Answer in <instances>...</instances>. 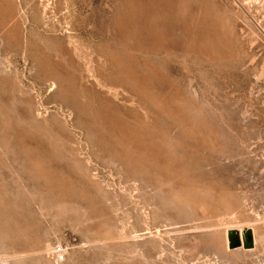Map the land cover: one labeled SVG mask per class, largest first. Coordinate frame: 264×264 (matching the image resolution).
<instances>
[{
    "label": "rangeland",
    "instance_id": "1",
    "mask_svg": "<svg viewBox=\"0 0 264 264\" xmlns=\"http://www.w3.org/2000/svg\"><path fill=\"white\" fill-rule=\"evenodd\" d=\"M0 61V264H264V0H0Z\"/></svg>",
    "mask_w": 264,
    "mask_h": 264
},
{
    "label": "water",
    "instance_id": "2",
    "mask_svg": "<svg viewBox=\"0 0 264 264\" xmlns=\"http://www.w3.org/2000/svg\"><path fill=\"white\" fill-rule=\"evenodd\" d=\"M253 245L252 234L249 230H244L240 236V240L235 233H227V247L242 246L243 248H250Z\"/></svg>",
    "mask_w": 264,
    "mask_h": 264
},
{
    "label": "bare ground",
    "instance_id": "3",
    "mask_svg": "<svg viewBox=\"0 0 264 264\" xmlns=\"http://www.w3.org/2000/svg\"><path fill=\"white\" fill-rule=\"evenodd\" d=\"M148 3V2H147ZM157 5V4H156ZM140 6V5H139ZM190 6V5H189ZM171 7V6H170ZM155 8H157V7H155ZM133 9V8H132ZM135 10V9H134ZM186 10V9H185ZM162 14V13H161ZM148 17V16H147ZM188 18V17H187ZM168 21V20H167ZM164 22V21H163ZM168 23V22H167ZM172 23V22H171ZM12 34V33H11ZM99 49V48H98ZM1 62V61H0ZM57 70H58V68H57ZM1 95H0V99H1ZM6 98V97H5ZM15 98V97H14ZM1 105V104H0ZM2 134V133H1ZM134 134V133H133ZM138 135V134H137ZM18 137V136H17ZM22 139V138H21ZM10 143H11V141H10ZM31 143V142H30ZM137 144H138V142H137ZM143 145V144H142ZM120 157V156H119ZM239 235H240V232H239ZM252 238H253V233H252ZM254 243H255V241H254Z\"/></svg>",
    "mask_w": 264,
    "mask_h": 264
}]
</instances>
